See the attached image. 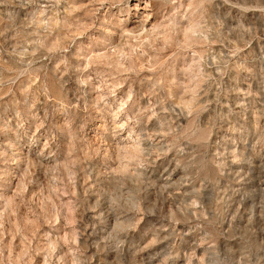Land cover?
<instances>
[{"label": "rangeland", "instance_id": "374dc122", "mask_svg": "<svg viewBox=\"0 0 264 264\" xmlns=\"http://www.w3.org/2000/svg\"><path fill=\"white\" fill-rule=\"evenodd\" d=\"M134 1L0 0V264H264V0Z\"/></svg>", "mask_w": 264, "mask_h": 264}, {"label": "bare ground", "instance_id": "6f19581e", "mask_svg": "<svg viewBox=\"0 0 264 264\" xmlns=\"http://www.w3.org/2000/svg\"><path fill=\"white\" fill-rule=\"evenodd\" d=\"M134 2H135L134 6H137V3L139 2V0H135ZM144 6H148V4L145 2ZM144 6H143V8H144ZM150 18H151V15L145 14L144 12H142V14L140 15V19H137V20L132 22L133 26H135V27L140 26L141 29L144 30V31L149 30V29H146V28H147V26H148V24L150 22Z\"/></svg>", "mask_w": 264, "mask_h": 264}]
</instances>
